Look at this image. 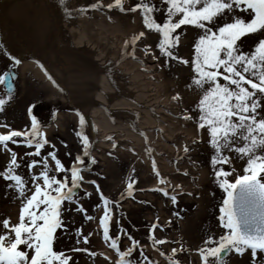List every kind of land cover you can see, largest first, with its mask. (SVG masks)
Returning a JSON list of instances; mask_svg holds the SVG:
<instances>
[{
  "label": "snow or ice",
  "instance_id": "6c2138e0",
  "mask_svg": "<svg viewBox=\"0 0 264 264\" xmlns=\"http://www.w3.org/2000/svg\"><path fill=\"white\" fill-rule=\"evenodd\" d=\"M160 3L166 6L162 22L154 18V13L161 9L152 0H138L128 8L125 7L126 0H114L106 6L97 0L77 11L82 15L101 7L118 9L121 13L139 11L145 28L161 37L156 45L159 57L148 46L143 49L145 55L151 54L153 60L165 58L184 65H188L189 60L182 59L178 54L182 36L177 30L182 26L199 29L191 59L194 75L186 85L188 90L198 93L199 99L192 108L184 110L182 118L195 122L199 130L207 131L208 143L213 150L211 165L216 183L226 195L218 217L225 232L218 239L210 236L204 240L205 246L198 252L202 264H224L226 254L234 252L243 256L248 250L256 259L258 252L264 253V0H160ZM60 4L65 7L66 15L71 16L66 0H60ZM225 17L228 19L225 20ZM249 34L260 38L246 52L242 47V38ZM143 37L145 32L141 31L125 40L124 49L131 46L133 51L128 54L134 59H139L135 57V45ZM123 56L122 50L121 58ZM11 59L16 65L21 63L15 57ZM10 75V72L0 75V85L5 84ZM48 78L53 80L51 76ZM11 90L12 84L8 83V100L11 99ZM8 100L0 98V113L5 111ZM172 100L181 101L180 93H176ZM28 111L31 116L30 130H13L7 122H0V130H3L0 131V149L9 156L4 170L0 171V179L6 182V190L14 193L13 198L20 201L18 222L12 223L10 218L0 221V264H70V257L54 250V239L58 230H67L63 216L66 211L72 210V205H76L77 213H85L87 220L95 219L86 214L81 203L83 197L78 196V189L84 181L82 173L87 170L82 165L85 164L84 157L90 156L91 143L82 131L76 133L83 152L75 156L70 167L58 158L55 145H51L52 150L46 155L42 154L49 141L41 131L38 118L32 114V108ZM77 115L83 129L85 117L80 113ZM192 143L197 141L194 139ZM10 145H23L30 150L20 156ZM113 147L116 145L113 144ZM183 151L187 154L190 149L185 145ZM147 152L151 156V149ZM225 153L235 154L241 161H246L242 175L236 173L233 156ZM50 161L54 162V166ZM90 162L96 161L92 159ZM226 165L231 168L230 171L225 170ZM25 168L26 173L21 171ZM152 170L156 176L161 175L154 160ZM233 176L234 182L231 179ZM89 183L95 184V181ZM159 183L167 185L169 182L160 179ZM132 189L133 183L130 182L121 196H132ZM155 191L169 196L166 188L158 187ZM96 192L103 202L104 213L99 218V226L103 229V240L110 241L109 247L119 257L115 264H134L131 257L136 248L142 246L128 236L131 246L121 250L120 238H113L109 230L112 219L110 206L114 201L104 195L99 185H96ZM91 195L84 193V197L90 198ZM170 199L173 204L177 203V194L171 195ZM157 227V224L151 225L152 229ZM80 234L77 229V235ZM149 239L153 247L168 243L151 235ZM83 242L87 244L88 237H84ZM184 250L182 244L179 249L173 248L167 257L168 264H179L175 256L178 251ZM73 251L87 249L74 248ZM90 255L95 256L96 253ZM140 255L143 260H136L135 264H154L143 251ZM160 255L165 254L160 252Z\"/></svg>",
  "mask_w": 264,
  "mask_h": 264
},
{
  "label": "rangeland",
  "instance_id": "374dc122",
  "mask_svg": "<svg viewBox=\"0 0 264 264\" xmlns=\"http://www.w3.org/2000/svg\"><path fill=\"white\" fill-rule=\"evenodd\" d=\"M60 4L58 0H49V2ZM71 3V6L75 10L86 7L91 3L97 2V0H66ZM103 5L113 3L114 0H100ZM138 0H126L125 7L134 6ZM156 4L157 8L161 11L154 13V18L157 22H162L165 18L164 12L166 6L160 3V0H152ZM61 5V4H60ZM76 15L68 17L73 23L78 21L77 19H86L90 22L91 28L94 29L96 35L93 37H99V43L105 42L104 37L108 36L111 40H114L112 28H103L105 21L108 24L119 23L125 24V17L132 16L136 13L124 12L121 13L118 9H108L107 7H101L99 9H90L85 14H80L79 11ZM137 13L141 16V26L144 27L145 37L137 41L135 45V59L137 62L150 63L156 70V78L161 83L162 90V108L165 110V118L176 130H189V133H179L172 140V143L165 141L166 145H163L159 141L157 130L145 129L148 143L151 146H155L158 151H161V155L167 154L170 163H173L177 167L175 173H168L167 175H173L177 181H181V186L188 185L187 179L190 178V173L196 171V168L205 171L206 188L204 191V199L206 201L200 202L198 200L197 190L194 188L192 191L184 186V192L177 194V203L173 204L170 197L174 193L172 190H167L169 196H164L162 192L155 191L153 189H145L147 185L152 182L157 176L155 173L148 174L146 164L136 163L137 152L136 146L133 148L124 143H116V147L108 149L102 148L100 140H96L94 147L91 149L92 153L90 158L95 159V163H91L82 175L84 181L81 183L78 189V196L83 197L81 203L86 209V214L95 217L94 220L89 221L85 218V213H77L75 211L76 205H72L71 211H66L63 219L66 221L67 230L64 228L57 231L54 239V250L62 251L68 257H70V264H115L116 251L109 247V242L103 240V229L99 226V218L103 216V202L99 199V194L96 192V185L100 186L101 191L106 197L114 201L110 206V215L112 219L109 221L110 235L115 238H120L121 250H125L127 246H131V242L128 240V236L139 242L142 247H137L133 253L131 259L134 264L136 260H143V256L140 252L143 251L148 255L149 259L154 264H168L167 257L171 254L173 248L179 249L181 244L184 251H178L175 259L179 261V264H202V260L198 249L204 247V240L210 236L216 239L220 235L224 234L225 230L220 226L219 222V208L222 205L224 196L226 195L219 185L216 183V178L211 165V157L213 150L208 143L209 135L206 130H199L196 123L193 121H185L182 116L185 109H190L198 102L199 95L195 90H188L186 85L191 82V77L194 75L191 59L194 56V42L200 34L199 29L194 26H182L180 30H177L178 34L182 36L178 54L182 59L189 60L188 65H184L175 60L167 61L165 58H160L158 61L153 60L152 55H145L143 49L145 46L151 48L152 52L159 57V49L156 45L161 38L160 35L152 30H147L143 25V19L141 13ZM225 20L228 17L224 18ZM123 21V22H122ZM53 27V25H52ZM54 30V27L51 28ZM115 33V32H114ZM258 37L256 34H249L242 38V47L244 51H250L256 43H258ZM98 39V38H97ZM52 44H50L51 46ZM56 50H64L62 43L57 42ZM132 49V47H131ZM133 51V49H132ZM60 61H63V57H58ZM58 61V60H56ZM65 59V75L68 77V83L73 80V83L80 84L81 78L85 75L84 72L80 73V69L74 71L78 72L77 78H73L72 68ZM9 68H14L17 73L16 78V90L11 95V99L5 94L3 86L0 85V98L8 100L5 105V111L0 113V122H7L11 129L25 130L31 128V116L29 115V108H32V114L38 118V123L41 126V131L44 133L45 138L48 139L49 145L45 146L42 150V154L46 155L47 151L52 150L51 145H55L58 150V158L66 166H71L75 161V156L82 155L83 149L80 138L76 133L82 131L83 134L91 137V130L85 123L83 129L79 124V117L74 113L73 108L64 100L62 93L50 83L48 84L40 74L35 70L29 72H21L18 65L14 61L6 56L4 51L0 48V75H3ZM40 71V70H39ZM41 73V72H40ZM42 74V73H41ZM72 74V75H70ZM97 72H95V75ZM43 75V74H42ZM60 75L62 73L60 72ZM44 77V76H43ZM69 92H75L76 90L70 87ZM75 90V91H74ZM138 93V92H136ZM180 93L182 100L174 101L172 97ZM168 114V115H167ZM145 126V124H140ZM139 126V124H138ZM140 127V126H139ZM185 128V129H184ZM136 130H139L136 128ZM3 131V130H0ZM22 139V138H21ZM196 140L197 143L193 144L192 141ZM134 145V144H133ZM187 145L190 151L185 154L183 151L184 146ZM172 146V147H171ZM13 150L17 151L20 156L30 149L26 146L10 145ZM151 147V148H152ZM170 150V151H169ZM226 155L233 156L234 167L236 173L242 175L243 168L246 166V161H241L235 154L225 153ZM89 157H84L85 164H87ZM9 159L8 154L4 153L0 149V171L4 170L6 163ZM179 163V164H178ZM50 164L54 166V162L50 161ZM83 165V166H84ZM181 167V168H180ZM225 170L230 171L229 166H225ZM26 173V168L22 169ZM38 171V169H37ZM182 171V172H178ZM187 172V175L184 173ZM182 173V175H181ZM181 175V176H180ZM166 176V173H165ZM58 178L63 179V176ZM168 179V178H166ZM234 182V176L231 178ZM89 181H95V184L89 183ZM133 183L132 196L125 194L121 196L122 192H125L128 183ZM194 187V185H193ZM198 189V188H197ZM212 190L213 193H212ZM92 193L91 197H84V193ZM188 193H191L189 195ZM13 193L6 190V182L0 179V221L4 218H10L12 223L18 222L20 201L13 198ZM162 201V210H159V202ZM208 201V202H207ZM67 207V206H66ZM10 209H14V215L11 214ZM16 212V213H15ZM196 212H199L203 217H200L197 221L196 229L191 232V237L185 235L186 240L184 242H177L174 244L165 243L164 245L156 246L155 248L163 252L164 261H157L152 258L151 254L146 248V244L153 247L152 240L149 236H154L157 239H165L168 233L169 226H173V232L180 231L177 221L188 218H195ZM151 213L155 220H150L148 214ZM168 216L170 219L167 220ZM18 214V215H17ZM163 218V223L159 220L160 216ZM172 218V219H171ZM158 221V227L151 228L154 222ZM202 221V222H201ZM209 222V225H205ZM168 223V224H167ZM195 227V226H194ZM77 229L80 230V235H77ZM89 233L91 235L89 236ZM84 237H88V243L85 244ZM194 239H189V238ZM80 241V243H77ZM103 245L107 246L111 257L107 255L103 250ZM74 248L87 249V251L75 252ZM95 252V256H91L90 253ZM107 257V259H106ZM224 264H264V253L257 254L256 259L251 256V251L248 250L243 256H238L234 252L228 253L224 258Z\"/></svg>",
  "mask_w": 264,
  "mask_h": 264
},
{
  "label": "bare ground",
  "instance_id": "6f19581e",
  "mask_svg": "<svg viewBox=\"0 0 264 264\" xmlns=\"http://www.w3.org/2000/svg\"><path fill=\"white\" fill-rule=\"evenodd\" d=\"M58 1L60 2V0ZM66 2L71 11V16L66 15L63 5L49 2V0H14L7 2V4H1L0 8L3 9V12H0V35L3 40L2 47L6 54L10 58L15 57L16 59L23 58L24 54L41 58L49 73L54 77L55 83L46 76L44 71H39L32 60L22 59L18 67L21 72L35 70L69 101L66 98L64 100L75 106L73 110L88 115L90 121L85 118L86 124L90 129L94 127L96 140H100L102 148L108 149L113 144L123 141L128 145V148L130 146L135 148L136 146V163L146 164L148 174L154 173L152 170L154 160L161 175L150 182L145 189L163 187L166 190H172L171 193L178 194L185 193V189L182 188L184 186L191 191L196 188L199 203L206 201L204 199L205 171L196 168V171L190 173L191 179H187L188 185L182 184L181 186V181H177L173 175H167L177 172V167L170 163L168 155H161V151L148 143L145 129L157 130L159 141L163 145H166L165 141L172 143L171 139L176 135L184 132L189 133V130L185 128L183 131L176 130L174 126L168 123L164 114L165 110L162 108L163 93L160 89L161 83L155 77L156 70L150 63L137 62L129 55L128 53L132 52L131 46L124 49L125 40L130 39L134 34L138 35L141 31L145 32L144 27L141 26L140 14L136 13L134 17H125V24L118 21L108 24L105 21L103 28L114 30L115 33L112 32L114 40L106 36L103 38L105 42L100 44L99 37L93 38L96 32L91 28L90 22L86 19H77L78 21L72 23L68 19L78 12L71 6L70 2ZM52 25L54 30L51 29L53 28ZM57 42L62 43L64 47L62 52H57ZM50 44L52 45L50 46ZM122 50L124 52L123 58H121ZM58 57H63L64 60L60 61ZM65 59L68 64L73 66V75L70 74L73 78H77L75 74H78L74 70L80 69V73L84 72L85 75L81 78L80 84L73 83L72 79H69L71 83H68V77L65 75L66 69L62 66ZM5 72L9 71L6 70ZM95 72H97L96 75ZM15 77L17 78V74ZM10 80L11 82L8 81L2 85L3 89L6 90L5 85L11 83L12 92H15V80L13 78ZM70 87L76 91L69 92L71 91ZM140 124H145V126ZM109 136L112 137L111 140L107 139ZM147 149H151V156L148 155ZM160 179L169 183L160 185ZM175 185L181 187L175 188ZM211 191L213 193L214 190L211 189ZM162 205V201H160L159 210H162ZM10 211L14 215V209H10ZM162 215L165 217L164 213ZM159 216V220L163 223V218L161 215ZM148 217L150 220L156 218L151 213L148 214ZM196 217L197 219L188 218L187 222L180 218L175 221L179 225V229H182L180 233L178 230L173 232V226H169V235L165 237L171 242H168V245L188 242L185 235L191 237V232L196 229L197 224L200 225L197 220L203 216L196 212ZM165 218L170 219L168 216ZM154 223L158 225V221ZM205 225H209V222H206ZM145 246L153 259L164 261L163 256L160 255V250L158 251L148 244ZM103 249L106 253L103 256L111 257L108 247L103 245ZM164 263L165 261L162 264Z\"/></svg>",
  "mask_w": 264,
  "mask_h": 264
},
{
  "label": "water",
  "instance_id": "95a60500",
  "mask_svg": "<svg viewBox=\"0 0 264 264\" xmlns=\"http://www.w3.org/2000/svg\"><path fill=\"white\" fill-rule=\"evenodd\" d=\"M10 1H14V0H0V5L1 4H3V3H6L7 4V2H10ZM0 12H3V9L2 8H0ZM27 57H30V59L31 60H33V61H35L40 67H41V65H43V71L45 72V74L47 73V75L46 76H51L52 78H53V80H54V77L49 73V71H48V68L45 66V63L42 61V60H40V59H38L36 56H31L30 54H25ZM13 76V78H15V74H13L12 75ZM8 81H10L11 82V80H10V78H9V80ZM7 81V82H8ZM61 85V84H60ZM5 87H6V91H7V87H8V85L6 84L5 85ZM62 88V87H61ZM13 89V88H12ZM7 93H8V91H7ZM11 93H12V90H11ZM65 93V92H64ZM66 98V97H65ZM66 100H67V98H66ZM67 101H69V100H67ZM72 106H73V104H72ZM76 113H80V114H82V115H84V117L87 119V120H89L90 121V118L86 115V114H84V113H82V112H80V111H77L76 110ZM92 131H93V136H92V140H94V135H95V129H94V127H92Z\"/></svg>",
  "mask_w": 264,
  "mask_h": 264
}]
</instances>
